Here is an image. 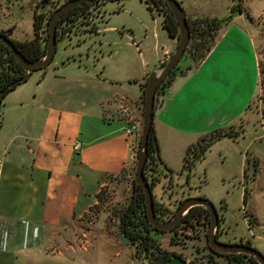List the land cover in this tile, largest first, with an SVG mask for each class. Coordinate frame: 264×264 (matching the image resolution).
<instances>
[{
    "label": "rangeland",
    "instance_id": "374dc122",
    "mask_svg": "<svg viewBox=\"0 0 264 264\" xmlns=\"http://www.w3.org/2000/svg\"><path fill=\"white\" fill-rule=\"evenodd\" d=\"M65 1L48 0L41 5V0H0V32L13 29L9 39L30 40L34 35L33 14H48ZM145 1H107L96 9H90L57 43L50 64L34 70L26 81L13 89L16 91H10L13 92L10 97L15 100L21 88H26L27 94L32 95L31 92L40 84L48 87L50 81L56 78V82L67 86L65 89L70 92V97H80L79 104L84 106L86 113L95 111L92 100L96 94L110 97V101H113L112 88L121 90L114 81L124 87H128L127 79H130V84L134 83L131 77H134L135 69L126 70L127 65L149 58L157 39L154 32L160 42L172 40L162 27V14L155 7L150 11ZM177 1L186 17H209L218 21L230 18L233 22H239L240 18V29L245 37L250 35L253 40L258 69L248 52V49H252L250 43L245 37H240V83L232 87L228 84L229 78H225L227 81L220 78L198 85L193 113L195 120L190 123L192 131L188 132L189 135L177 134L176 138H171L165 133L160 136L156 134L153 123L162 163H159L157 176L160 178L152 187V194L156 201L171 211H175L181 199L210 200L221 218L223 232L219 239L230 242L248 240L252 247L264 255V0ZM41 35L44 36V33ZM174 40L173 51L177 45V39ZM188 62L183 57L178 65L186 66ZM192 70L194 72L195 68ZM10 97L5 95L3 103L9 101ZM159 102L158 95L154 109ZM104 106L107 107V103ZM238 111L240 116L235 118ZM139 120L142 125V105ZM41 125L39 119L34 128L37 130ZM228 126L242 129L236 139L216 141L193 170L182 169L183 157L190 145L202 135ZM83 131L85 134L89 132L87 118L83 123ZM130 137L132 139L134 135ZM136 165L137 156L132 168L125 172L126 177L102 176L106 184L97 192L99 198L96 197L95 188L85 179V194L79 203L82 198L89 204L96 198V203L89 208L88 203L84 206L80 204L77 213L83 214L82 217L61 228L49 229L53 230L54 235L40 237L37 250L45 253L69 252L75 258H80L75 261L70 259V264H75L76 260H83L82 264H148L119 233V214L132 200ZM147 176L150 178L151 174ZM195 214L198 215L195 227L202 230L204 217L199 212L191 216ZM205 221L208 222L207 219ZM66 240L69 241V247ZM160 242L166 249L182 252L194 264H233L228 262L229 258L210 254L206 237L205 240H188L185 247L169 244L167 238L162 236ZM167 264L186 263L174 258ZM241 264L249 263L244 260Z\"/></svg>",
    "mask_w": 264,
    "mask_h": 264
},
{
    "label": "crops",
    "instance_id": "0c3cea01",
    "mask_svg": "<svg viewBox=\"0 0 264 264\" xmlns=\"http://www.w3.org/2000/svg\"><path fill=\"white\" fill-rule=\"evenodd\" d=\"M238 20L219 28L213 47L194 72L190 69L177 75L165 88L154 109L157 135H189L199 84L220 78H229L232 87L240 83V37L245 34ZM154 37L157 39L149 58L127 65L126 70L135 69L131 77L134 83L127 79L128 87H124L114 81L121 90L112 88L113 101L96 94L93 113H86L79 104L80 97H70L67 86L56 82V78L48 87L40 84L32 95L26 88L17 92L15 100L10 97L13 92L6 94L9 101L2 100L0 108V264H70V259H80L69 252L38 251L37 244L40 237L54 235L49 229L61 228L82 217L77 211L80 204L88 203L83 198L79 203L85 194V179L96 194L106 184L102 176L126 177L125 172L134 165L138 138L134 135L131 139L124 128L129 119L140 118V84L172 53L175 44L171 37L161 42L155 32ZM245 38L258 69L253 40L250 35ZM239 111L235 118L240 116ZM86 118L88 134L83 131ZM39 119L42 125L36 130ZM75 141L81 142L77 151L73 149ZM95 203L96 198L88 208ZM66 244L69 247L68 240ZM167 250L182 254L183 262L188 264L182 252Z\"/></svg>",
    "mask_w": 264,
    "mask_h": 264
},
{
    "label": "trees",
    "instance_id": "16d2710c",
    "mask_svg": "<svg viewBox=\"0 0 264 264\" xmlns=\"http://www.w3.org/2000/svg\"><path fill=\"white\" fill-rule=\"evenodd\" d=\"M107 1L121 0H86L79 6L66 12L60 18L57 24V29L60 28L61 30L59 36L63 34L64 28L76 24L80 17L82 18L85 14H88V12H90V9H96L99 5H102ZM145 2L147 4V8L150 11L155 7L162 14V27L167 31L169 37H171L172 39H177L179 35L177 22L175 21L167 3L164 0H146ZM241 10L242 9H240V12ZM53 11H50L48 14L36 12L33 14L32 25L34 35L32 39L27 41L12 40L16 49L26 59L35 61L41 58L42 54L44 53L48 39V22ZM186 20L190 30V39L185 48L182 58L184 57L186 60H189V64L183 68H181V66L177 64L175 68L171 70V72L158 86L156 90L155 102L158 95L160 96L161 101L165 88L168 87V85L177 75H183L186 71L193 69L200 64V62L206 57L208 52L213 47L219 28L227 24L230 21V18L218 21L215 18L209 17H186ZM12 30L13 29H8L5 31H1L0 33H4L7 37H9V34L12 32ZM42 33H44V36L41 35ZM23 71V67L16 60L8 46L0 41V92L4 91L10 83L16 81L19 77H21ZM145 81L146 79H144V81L140 84L141 105L143 104V87ZM15 87L5 90L4 96L12 91ZM241 131L242 129H236L234 126H228L217 128L202 135L196 143L190 145L187 148L186 153L183 157L182 169L187 171L193 170L197 162L204 156L205 152L213 143L223 138L234 140L239 136ZM139 143L140 137L138 138L136 156L138 155ZM148 163V165L154 167L156 165L159 166V163H162L158 155V144L153 127L151 128L148 141ZM148 165L146 164L144 167V175L152 189V187L159 181V175H151V177L148 178L147 174L145 173ZM164 176H167V174H164ZM246 194L247 192L245 190L243 199L244 203L246 202ZM96 197L99 198L98 193L96 194ZM153 204L154 213L160 220L168 219L174 213V211H171L163 203L156 201L155 198L153 200ZM194 212H199L204 217L203 222L201 223L203 228L202 230H198L195 227L197 226L196 218L198 215L195 214L191 216V214H193ZM206 212L207 211L201 207H193L184 216L180 224L177 227L173 228L171 231L163 232L157 230L148 221L145 210L143 191L141 187L137 186L135 184V181L133 180L132 200L125 208H123V210H121L119 214V233L120 235L125 237V239H127L129 244L135 247V253L141 254L142 258L145 259L148 264H166L173 257L185 261V258L182 256V254L167 250L166 248L162 247L160 236L166 237L169 244H180V246L182 247L186 246V242L188 240H205V237L207 238L206 227L208 225V222L205 221L206 219L208 221ZM207 247L210 248L208 243ZM228 255L230 256L225 255L223 257H219L224 259L229 258L230 260L227 259L228 262H232L233 264L237 263L239 259L240 264L244 260L249 264H258L252 257L246 256L244 254H240V257L235 256L237 254ZM188 264H194V261L189 260Z\"/></svg>",
    "mask_w": 264,
    "mask_h": 264
},
{
    "label": "water",
    "instance_id": "95a60500",
    "mask_svg": "<svg viewBox=\"0 0 264 264\" xmlns=\"http://www.w3.org/2000/svg\"><path fill=\"white\" fill-rule=\"evenodd\" d=\"M86 0H66L63 4L57 7L48 22V39L44 53L41 58L31 61L26 59L15 47L4 33H0V41H2L13 53L16 60L23 67V74L16 81L10 83L5 89H10L16 85L23 83L28 79L30 74L39 68L47 67L52 61L56 52L57 43L70 32L72 26L69 27L59 38H57V24L60 18L71 9L79 6ZM169 6L172 15L177 22L178 38L177 45L172 53L157 67L153 68L147 75L143 87V104H142V125L140 132V143L137 155V165L135 169L134 181L137 186H140L144 194V204L146 215L150 224L157 230L168 232L175 228L193 207H201L209 213V226L207 234V243L213 251L218 254H244L252 257L258 264H264V255L256 248L246 243H223L217 239V232L220 221L219 215L212 202L206 198H186L179 203L173 215L168 219L160 220L154 213L153 194L148 180L144 175V167L148 159V141L149 134L153 125L154 118V103L156 90L166 76L175 68L183 56L185 48L190 39V30L186 20V14L177 0H164ZM47 0H41L40 4L44 5ZM5 90L0 92V108Z\"/></svg>",
    "mask_w": 264,
    "mask_h": 264
},
{
    "label": "flooded vegetation",
    "instance_id": "af4514ba",
    "mask_svg": "<svg viewBox=\"0 0 264 264\" xmlns=\"http://www.w3.org/2000/svg\"><path fill=\"white\" fill-rule=\"evenodd\" d=\"M47 2H48V0H47ZM71 27V26H70ZM69 27H66V28H64V31H63V33L68 29ZM60 28H58L57 29V38H59V33H60ZM146 164L148 165L149 163H148V159H147V162H146ZM145 164V165H146ZM159 170H160V168H159V166H151V165H148L147 166V168H146V170H145V173L147 174V175H154V176H157V174L159 173ZM160 178V177H159ZM183 200L181 199L180 200V202H182ZM177 208V207H176ZM207 214H206V217L208 216V225H207V227H206V232H207V234H208V226H209V213L208 212H206ZM173 215V214H172ZM171 217V216H170ZM169 217V218H170ZM219 221L221 222V218L219 217ZM180 224V223H179ZM178 224V225H179ZM177 225V226H178ZM176 226V227H177ZM222 232L223 231H221V224L219 225V229H218V232H217V239H218V241L219 242H223V243H230V244H234V243H246V242H248V240H239V241H237V242H230V241H222V240H220L219 239V237L222 235ZM207 239V238H206ZM250 245H251V243H250ZM252 246V245H251ZM210 250V254H212V255H214V256H221V257H223V256H225L224 254H218V253H216L215 251H213L212 249H209ZM226 256H230V255H226ZM235 256H237V257H240V254H237V255H235ZM235 261V260H234ZM235 264H240V259L238 260V262L237 263H235Z\"/></svg>",
    "mask_w": 264,
    "mask_h": 264
},
{
    "label": "built area",
    "instance_id": "2783aa9c",
    "mask_svg": "<svg viewBox=\"0 0 264 264\" xmlns=\"http://www.w3.org/2000/svg\"><path fill=\"white\" fill-rule=\"evenodd\" d=\"M125 133L127 135H135L137 136V138H139L140 136V131H141V122L140 120L136 119V118H131L128 120L125 128ZM81 147V142L79 141H75L73 143V149L75 151L79 150Z\"/></svg>",
    "mask_w": 264,
    "mask_h": 264
}]
</instances>
